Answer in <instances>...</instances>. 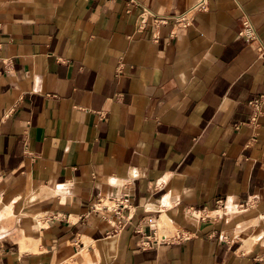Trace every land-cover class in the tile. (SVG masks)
I'll list each match as a JSON object with an SVG mask.
<instances>
[{"label":"crops","instance_id":"1","mask_svg":"<svg viewBox=\"0 0 264 264\" xmlns=\"http://www.w3.org/2000/svg\"><path fill=\"white\" fill-rule=\"evenodd\" d=\"M197 2L0 0V264H264V0Z\"/></svg>","mask_w":264,"mask_h":264},{"label":"built area","instance_id":"2","mask_svg":"<svg viewBox=\"0 0 264 264\" xmlns=\"http://www.w3.org/2000/svg\"><path fill=\"white\" fill-rule=\"evenodd\" d=\"M207 10V0H198V2L190 8L187 12H185L182 15H179L173 19V22L175 24L183 25L184 27L190 26L192 22V15L193 12H202ZM157 22V21H156ZM159 22H163L161 19ZM240 36L242 38H245L246 40H253L255 38V32L253 27L248 21L243 22V28L242 31L240 32ZM264 104L263 98H260L256 101L250 102L249 105L253 110V116L252 120L255 121L256 117L259 115V107ZM103 203L102 199H97L96 204H94L91 207V212L93 213H98L100 210L105 209V207L100 206V204ZM100 206V207H99Z\"/></svg>","mask_w":264,"mask_h":264}]
</instances>
